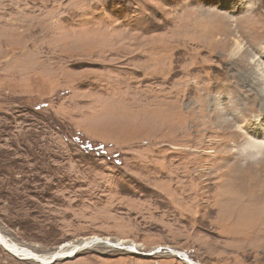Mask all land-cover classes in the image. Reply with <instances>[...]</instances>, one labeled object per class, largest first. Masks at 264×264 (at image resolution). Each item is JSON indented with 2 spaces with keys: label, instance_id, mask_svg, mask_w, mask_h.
Here are the masks:
<instances>
[{
  "label": "rangeland",
  "instance_id": "obj_1",
  "mask_svg": "<svg viewBox=\"0 0 264 264\" xmlns=\"http://www.w3.org/2000/svg\"><path fill=\"white\" fill-rule=\"evenodd\" d=\"M260 124L264 0H0V233L45 264H264Z\"/></svg>",
  "mask_w": 264,
  "mask_h": 264
},
{
  "label": "bare ground",
  "instance_id": "obj_2",
  "mask_svg": "<svg viewBox=\"0 0 264 264\" xmlns=\"http://www.w3.org/2000/svg\"><path fill=\"white\" fill-rule=\"evenodd\" d=\"M235 21H234V23H235ZM231 23H232V21H231ZM193 28L195 29V26ZM232 28H233L232 30L234 31V29H236L235 25L234 26L232 25ZM253 133H254V135L264 137V124L263 125L260 124L258 127H256ZM252 145L255 146V147H261V146L264 147V141L252 143ZM261 151H262V148H261ZM261 169H262V167H261ZM262 172L264 174V170L263 169H262ZM259 174L262 175L261 170L259 171ZM234 216H235V212L232 213V217L231 218H233ZM262 220H264V219H262ZM96 238H98V237L93 238L88 243H92V242L96 243V241H95ZM105 243L109 244V245H112V246H115L116 248H122V246H123V244L120 243V242H118V243H108L107 240H105ZM0 245L3 246V248H5L7 251H9L11 254H13L14 256H16L18 258H21V259H32V260H35V261L40 262L42 264L49 263V262H51L50 260H53V259H59V258H65V257L71 256L74 252H76V249H77L76 246H71V245H69L67 243H64V244H62L60 246V249L57 252L53 253L49 257H43V256H39L37 254H33L29 250H27L26 248L21 247V246L15 244V243L9 241L1 233H0ZM130 247H132V248H130ZM128 248L129 249H135V246L131 245V246L124 247V249H128ZM175 254L180 259L182 257V260L186 261L188 264H199V263L189 259L185 254H181L179 252H176Z\"/></svg>",
  "mask_w": 264,
  "mask_h": 264
},
{
  "label": "built area",
  "instance_id": "obj_3",
  "mask_svg": "<svg viewBox=\"0 0 264 264\" xmlns=\"http://www.w3.org/2000/svg\"><path fill=\"white\" fill-rule=\"evenodd\" d=\"M157 250H158V249H157ZM157 250H155V251H157ZM155 251H154V252H155Z\"/></svg>",
  "mask_w": 264,
  "mask_h": 264
}]
</instances>
